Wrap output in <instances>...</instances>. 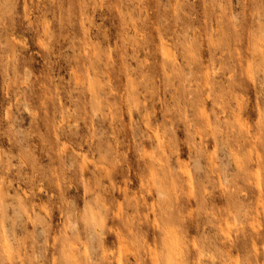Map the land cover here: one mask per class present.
Segmentation results:
<instances>
[{
  "label": "clouds",
  "instance_id": "9594fccd",
  "mask_svg": "<svg viewBox=\"0 0 264 264\" xmlns=\"http://www.w3.org/2000/svg\"><path fill=\"white\" fill-rule=\"evenodd\" d=\"M0 264H264V0H0Z\"/></svg>",
  "mask_w": 264,
  "mask_h": 264
}]
</instances>
